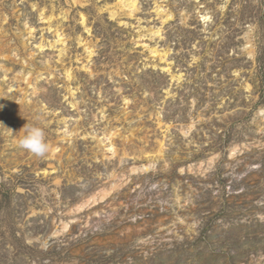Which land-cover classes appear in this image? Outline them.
<instances>
[{
	"label": "rangeland",
	"instance_id": "1",
	"mask_svg": "<svg viewBox=\"0 0 264 264\" xmlns=\"http://www.w3.org/2000/svg\"><path fill=\"white\" fill-rule=\"evenodd\" d=\"M0 264H264V0H0Z\"/></svg>",
	"mask_w": 264,
	"mask_h": 264
},
{
	"label": "clouds",
	"instance_id": "2",
	"mask_svg": "<svg viewBox=\"0 0 264 264\" xmlns=\"http://www.w3.org/2000/svg\"><path fill=\"white\" fill-rule=\"evenodd\" d=\"M16 133L9 129L10 135L15 136ZM16 143L21 149L38 157H43L50 150L45 141L44 130L36 125L23 126L22 134L16 137Z\"/></svg>",
	"mask_w": 264,
	"mask_h": 264
},
{
	"label": "bare ground",
	"instance_id": "3",
	"mask_svg": "<svg viewBox=\"0 0 264 264\" xmlns=\"http://www.w3.org/2000/svg\"><path fill=\"white\" fill-rule=\"evenodd\" d=\"M235 149V147L232 148V151ZM131 170H146L148 168V166L146 165H139L136 167H131ZM113 187L111 186L110 188H103L100 191L94 193L93 195H91L90 197H88L87 199H85L83 202H81L80 204L76 205V208L79 209L85 205H88L90 203H95L97 202L99 199L104 198L105 195H107L109 193V191L112 189ZM67 226V223H63V228ZM56 232V231H55ZM58 232V231H57Z\"/></svg>",
	"mask_w": 264,
	"mask_h": 264
}]
</instances>
